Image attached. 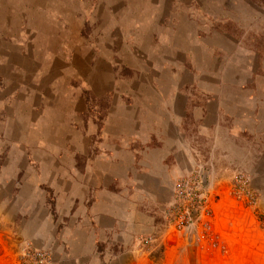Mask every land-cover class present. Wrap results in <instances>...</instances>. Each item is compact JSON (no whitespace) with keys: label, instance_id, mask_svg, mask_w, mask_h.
I'll return each instance as SVG.
<instances>
[{"label":"rangeland","instance_id":"374dc122","mask_svg":"<svg viewBox=\"0 0 264 264\" xmlns=\"http://www.w3.org/2000/svg\"><path fill=\"white\" fill-rule=\"evenodd\" d=\"M0 264H264V0H0Z\"/></svg>","mask_w":264,"mask_h":264}]
</instances>
